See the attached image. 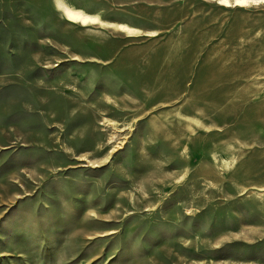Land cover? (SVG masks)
I'll return each instance as SVG.
<instances>
[{"label":"rangeland","instance_id":"374dc122","mask_svg":"<svg viewBox=\"0 0 264 264\" xmlns=\"http://www.w3.org/2000/svg\"><path fill=\"white\" fill-rule=\"evenodd\" d=\"M226 1L0 0V264H264V0Z\"/></svg>","mask_w":264,"mask_h":264},{"label":"bare ground","instance_id":"6f19581e","mask_svg":"<svg viewBox=\"0 0 264 264\" xmlns=\"http://www.w3.org/2000/svg\"><path fill=\"white\" fill-rule=\"evenodd\" d=\"M236 2H243L244 0H235ZM222 2H227L226 0H222ZM59 6H61L59 4ZM66 17L74 22L86 25L93 23L98 18L90 13L84 12L79 8L76 9H65L63 10ZM117 28L123 32H125L128 36H135L137 35L141 30L137 27L128 25V24H119L117 25Z\"/></svg>","mask_w":264,"mask_h":264}]
</instances>
